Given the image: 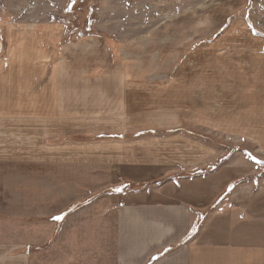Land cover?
Wrapping results in <instances>:
<instances>
[{"label":"crops","instance_id":"obj_1","mask_svg":"<svg viewBox=\"0 0 264 264\" xmlns=\"http://www.w3.org/2000/svg\"><path fill=\"white\" fill-rule=\"evenodd\" d=\"M16 56L20 69L24 60L45 53L22 43ZM63 63L51 77L38 76L37 83L32 77L26 115L33 133L26 148L31 160L65 168L75 182L0 189V214L16 216L0 218V264H37L54 250L63 264H264V183L236 186L246 169L242 156L212 166L224 147L209 138L215 120L206 76H189V101L196 86L204 95L201 105H188L185 125L179 109L149 111L146 82L133 88L125 76L119 81L115 62L95 76L75 69L81 67L75 62ZM222 109L215 113L217 132L228 131ZM15 114L0 110L1 116ZM79 175L97 192L84 205L91 192ZM98 179L105 181L100 192L94 189L102 186ZM38 244L50 246L33 250Z\"/></svg>","mask_w":264,"mask_h":264},{"label":"rangeland","instance_id":"obj_2","mask_svg":"<svg viewBox=\"0 0 264 264\" xmlns=\"http://www.w3.org/2000/svg\"><path fill=\"white\" fill-rule=\"evenodd\" d=\"M70 3L0 0V69L5 71V76L1 72L0 110L19 113L0 115V189H35L38 184L41 188H63L75 182L65 168L38 157L31 160V150L26 148L33 133L26 115L31 107L28 92L32 77L36 83L44 75L51 77L68 61L81 65L75 69L89 76L105 70L108 61L115 62L112 74L120 76L119 81L125 76L133 81V88L136 82H146L143 104L149 111L179 109L180 123L185 125L188 105H201L204 95L196 94V86L189 101V76H206L211 82V100L206 103L215 120L209 138L215 147H224L212 166L231 156H242L246 169L236 186L251 181L264 183V0H75L69 11ZM22 43L35 44L44 51V58L24 60L18 69L16 55ZM94 60L106 62L97 66ZM220 108L227 113L228 131L217 132L219 114L215 113ZM164 119L170 117L164 115ZM29 173L35 177L24 176ZM50 173L54 176L49 182ZM81 182L85 191L91 192L83 198L84 205L97 192L93 193L90 179ZM95 182L102 185L94 188L96 191L105 189V181ZM73 203L78 206L79 200ZM15 217L0 214L9 221ZM49 246L32 247L42 251ZM89 253L85 251V257ZM43 257L37 264H63L55 250Z\"/></svg>","mask_w":264,"mask_h":264},{"label":"snow or ice","instance_id":"obj_3","mask_svg":"<svg viewBox=\"0 0 264 264\" xmlns=\"http://www.w3.org/2000/svg\"><path fill=\"white\" fill-rule=\"evenodd\" d=\"M75 3V0H71V3L69 4V7H68V10L70 11L71 10V6H72V4H74ZM120 189H117V191H119ZM54 219H62V217H59V216H57V217H54Z\"/></svg>","mask_w":264,"mask_h":264},{"label":"trees","instance_id":"obj_4","mask_svg":"<svg viewBox=\"0 0 264 264\" xmlns=\"http://www.w3.org/2000/svg\"><path fill=\"white\" fill-rule=\"evenodd\" d=\"M120 189H122V187H120Z\"/></svg>","mask_w":264,"mask_h":264}]
</instances>
